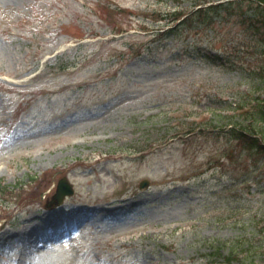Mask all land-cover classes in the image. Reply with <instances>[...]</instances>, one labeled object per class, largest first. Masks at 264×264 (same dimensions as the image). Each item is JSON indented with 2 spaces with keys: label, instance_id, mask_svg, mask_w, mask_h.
Wrapping results in <instances>:
<instances>
[{
  "label": "rangeland",
  "instance_id": "obj_1",
  "mask_svg": "<svg viewBox=\"0 0 264 264\" xmlns=\"http://www.w3.org/2000/svg\"><path fill=\"white\" fill-rule=\"evenodd\" d=\"M223 1L10 0L0 183L19 188L0 195V264H264V158L220 130L264 97L249 73L262 63L227 70L192 50L230 49L247 26L163 32ZM63 177L75 194L49 206Z\"/></svg>",
  "mask_w": 264,
  "mask_h": 264
},
{
  "label": "trees",
  "instance_id": "obj_2",
  "mask_svg": "<svg viewBox=\"0 0 264 264\" xmlns=\"http://www.w3.org/2000/svg\"><path fill=\"white\" fill-rule=\"evenodd\" d=\"M201 2V1H196ZM203 4H206L204 1ZM181 14H173L170 21L179 19ZM222 17L226 20L231 17L241 18V22L246 24L247 29H244L245 38L242 43L232 46L230 49L213 52L211 49L194 45L192 50L194 54L217 67H225L227 70H242L247 72L244 68L245 63H262L261 66L256 65L252 75L255 73L259 76V83L264 87V0H227L219 3H212L208 6H202L190 12L187 17L178 23L176 27L170 28L167 33L176 35L180 32L181 25H192L213 28L214 18ZM208 30V29H207ZM213 35L215 30L211 29ZM247 39V40H246ZM253 68V67H252ZM225 106L223 108L232 107L233 103L226 100L223 101ZM237 111L232 113V116L237 120H231V127L228 124L225 128H220L221 132L236 140L243 148H245L250 155H254V161L264 158V97L257 99V101H241L234 107ZM230 113H224L223 118H229ZM242 117V121L238 118ZM196 128V127H195ZM195 128H191L188 133L195 132ZM193 132V133H194ZM201 133V132H198ZM187 134V133H186ZM4 185L0 183V195L6 194ZM19 187L14 186L13 189ZM264 217V211L261 213ZM264 233V227L261 229ZM239 246H231L228 255L224 256L227 262L239 260V254L236 252ZM223 256V255H222ZM238 264H248L244 261ZM250 264H255L253 261Z\"/></svg>",
  "mask_w": 264,
  "mask_h": 264
},
{
  "label": "water",
  "instance_id": "obj_3",
  "mask_svg": "<svg viewBox=\"0 0 264 264\" xmlns=\"http://www.w3.org/2000/svg\"><path fill=\"white\" fill-rule=\"evenodd\" d=\"M149 182L147 180L142 182V187L148 185ZM75 189L71 183L67 180V178H63L60 180L58 184L57 193L54 196L52 203L54 204H61L65 200L67 195H73Z\"/></svg>",
  "mask_w": 264,
  "mask_h": 264
},
{
  "label": "bare ground",
  "instance_id": "obj_4",
  "mask_svg": "<svg viewBox=\"0 0 264 264\" xmlns=\"http://www.w3.org/2000/svg\"><path fill=\"white\" fill-rule=\"evenodd\" d=\"M3 6H4V7L0 6V13H1V12H6L7 10H12V9H13V8L9 9L10 7H12V6L10 5V0H7ZM10 12H11V11H10Z\"/></svg>",
  "mask_w": 264,
  "mask_h": 264
}]
</instances>
